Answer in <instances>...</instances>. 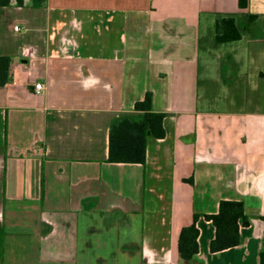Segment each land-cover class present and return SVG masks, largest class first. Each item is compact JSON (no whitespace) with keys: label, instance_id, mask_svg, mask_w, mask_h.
Masks as SVG:
<instances>
[{"label":"crops","instance_id":"crops-1","mask_svg":"<svg viewBox=\"0 0 264 264\" xmlns=\"http://www.w3.org/2000/svg\"><path fill=\"white\" fill-rule=\"evenodd\" d=\"M223 16L241 39L216 43ZM0 56L13 76L0 87V264H259L264 0H9ZM147 92L164 137L144 164L108 162L111 127L140 117ZM221 200L242 201L250 224L212 253L203 215ZM194 214L199 252L182 260Z\"/></svg>","mask_w":264,"mask_h":264},{"label":"trees","instance_id":"trees-1","mask_svg":"<svg viewBox=\"0 0 264 264\" xmlns=\"http://www.w3.org/2000/svg\"><path fill=\"white\" fill-rule=\"evenodd\" d=\"M9 3V0H0ZM240 7L246 8L248 0H239ZM255 15H249L250 20ZM242 33L234 16L219 17L215 21V41L218 44L241 39ZM12 59L0 56V87L13 79ZM134 109L141 112L140 117L125 116L117 120L110 129L109 156L111 163H145L146 149L151 138H162L165 135L163 120L165 113L152 108V93L147 92L143 100L137 101ZM200 214H194L193 221L182 228L178 251L182 260L193 261L199 252V229L197 221ZM206 220L215 227V237L210 242V251L219 252L235 247L241 242V228L250 224V217L245 212L244 203L238 200H221L218 212L204 214ZM259 264H264V249L259 256Z\"/></svg>","mask_w":264,"mask_h":264},{"label":"built area","instance_id":"built-area-1","mask_svg":"<svg viewBox=\"0 0 264 264\" xmlns=\"http://www.w3.org/2000/svg\"><path fill=\"white\" fill-rule=\"evenodd\" d=\"M15 29L18 30L19 26H15ZM41 89H42V84L41 83L35 84V91L39 92Z\"/></svg>","mask_w":264,"mask_h":264}]
</instances>
